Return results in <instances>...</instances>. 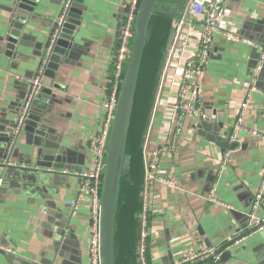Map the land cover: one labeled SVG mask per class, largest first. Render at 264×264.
Returning a JSON list of instances; mask_svg holds the SVG:
<instances>
[{
	"label": "crops",
	"instance_id": "obj_1",
	"mask_svg": "<svg viewBox=\"0 0 264 264\" xmlns=\"http://www.w3.org/2000/svg\"><path fill=\"white\" fill-rule=\"evenodd\" d=\"M10 1L0 0V135L9 134L7 131L18 118L27 96L25 80L39 75L43 60L34 48L47 35L60 9V0H44L42 17L29 23L23 32L28 47L20 46L19 56L10 57L4 42L9 30ZM126 1L84 0L85 10L74 53L62 64H53L49 76L45 69L42 71L40 91L52 90L50 115L47 116L48 142L70 154L72 170L62 174L65 180L45 181L46 186L42 185L45 188L40 192L30 183L14 181L16 166L0 165V243L16 254L0 251V264H13L15 257L34 264H89L87 247L93 222L88 207L67 203L76 199L81 184L74 173L93 165L89 141L104 122L102 103L107 96ZM182 12L177 18L167 16L171 20L170 28ZM222 26L228 36H213L202 78L205 120L221 124L220 135L229 139L239 105L244 100L242 89L253 85L257 91L251 95L243 125L264 133V61L258 71L259 52L254 47L264 46V0H229ZM158 36L157 22L151 20L147 40L150 59ZM197 37L198 33L193 31L188 48L191 53ZM180 71L171 57L160 77L157 73L141 142L148 134L150 148L164 149L159 173L173 178L179 187L177 190L162 184L152 186L148 211L150 264H174L182 253L197 250L201 245L207 247L206 240L209 248L220 247L238 230L245 236L238 244L224 250L231 253L224 264H264V231L253 234L246 231L247 215L264 171V141L250 136L244 128L236 134L234 142L238 147L222 152L215 143L196 135L198 118L182 116L173 109ZM130 125L131 119L129 128ZM29 139V135L21 132L12 141L5 158L12 164H22L25 158L21 153L28 149ZM226 153L229 163L217 178L216 172ZM213 182L217 184V198L224 206L205 200ZM120 192L121 184L114 227L115 264H127L126 260L131 264L132 255L137 257V264H141L139 230L132 226L135 222L140 228L141 211L128 214L122 206L123 201L118 211ZM254 214L264 217V196ZM63 228L67 232L65 236L59 233Z\"/></svg>",
	"mask_w": 264,
	"mask_h": 264
},
{
	"label": "water",
	"instance_id": "obj_2",
	"mask_svg": "<svg viewBox=\"0 0 264 264\" xmlns=\"http://www.w3.org/2000/svg\"><path fill=\"white\" fill-rule=\"evenodd\" d=\"M67 0H60L59 12L52 21L51 28L40 43L35 45L41 60L45 59L47 71L46 76L53 71V64H62L74 53L77 46V36L81 25L82 15L85 10L84 0H70V5L64 8ZM188 0H141L137 9L134 22V35L131 40V48L128 53L119 83L117 104L110 122L109 134L106 142L105 156L102 160V185L99 201L98 216V245L99 264H114V236L115 216L117 200L120 190V182L123 176H127L130 168L131 158L126 154V141L131 114L133 111L135 93L139 71L148 40V30L152 17L161 14L177 18L183 11ZM44 0H11L8 10L11 14L9 30L4 36L5 50L10 57L19 56L18 48L28 47L25 42L24 31L28 24L42 17ZM176 20L170 28L165 50L162 54V63L158 71L161 76L169 51L173 43L176 31ZM257 50V49H256ZM11 53V54H10ZM7 53L6 55L9 56ZM21 55V54H20ZM34 55V54H33ZM259 63L262 67V62ZM261 71V69H260ZM28 94L29 86L25 84ZM33 98L28 115L17 129V121L21 115L22 104L19 109L18 118L7 131V135H0V157H4L10 143L21 132L29 135L28 149L21 153L25 159L22 164L33 166L26 169L17 168L14 181L27 182L34 186L35 191L42 192L45 181L56 179L65 180L58 170H72L71 160L67 151L50 145L47 124L50 115L51 89H44ZM26 94V95H27ZM27 97V96H26ZM26 99V98H25ZM221 124H214L203 118H198L194 132L196 135L215 143L221 151H233L238 147L236 142H230L220 135ZM65 152V153H64ZM69 165V166H68ZM35 167L39 168L38 170ZM49 170H53L50 172ZM56 171V172H55ZM49 175H53L50 177ZM70 229L69 226L67 228ZM60 235H67L64 228L59 231ZM206 242L209 248L210 244ZM57 246V245H56ZM2 252V251H1ZM231 257L229 251L221 255V264L226 263ZM13 264H34L31 261L15 257Z\"/></svg>",
	"mask_w": 264,
	"mask_h": 264
},
{
	"label": "built area",
	"instance_id": "obj_3",
	"mask_svg": "<svg viewBox=\"0 0 264 264\" xmlns=\"http://www.w3.org/2000/svg\"><path fill=\"white\" fill-rule=\"evenodd\" d=\"M141 0H127L123 4V16L121 28L118 37V44L115 49L113 58L112 80L110 88L105 100L102 103L104 113V122L101 129L96 135L91 137L89 141V150L93 158V165L90 169L75 172L74 175L79 177L81 184L74 201L68 202L70 206L86 205L89 210V217L93 222L90 228V236L88 240L87 255L89 264H99V245H98V216H99V201L102 185V160L105 156L106 142L110 129V122L113 117V112L117 104L119 91V83L121 80L122 71L131 48V40L134 35V22L137 9ZM229 0H188L181 16L176 20V31L172 46L169 51L168 59L172 57L177 62L181 69L180 76L177 81L176 103L173 105L174 111L182 116L192 118L206 119L203 113V94H202V78L205 66L209 59L211 51V41L214 35L222 34L228 36L223 29L222 21L227 10ZM70 0H67L64 8L69 7ZM188 18H190L188 20ZM195 20V22L192 21ZM193 31L198 33L194 52H189L190 37ZM259 54L260 61L264 60V46H254ZM46 61L43 59L39 69V75L35 78L25 80L29 85V91L25 101L22 104L21 115L17 121V129L28 115L31 102L35 95L42 87V71L45 69ZM261 66L257 67L259 71ZM244 100L238 108L237 117L232 129V134L229 137L230 142H234L236 134L244 130V117L248 113L251 105V95L257 89L253 85L243 87ZM180 125V124H179ZM246 129V128H245ZM180 131V126L177 132ZM252 137L264 141V133L255 129H246ZM148 134L142 143L143 155V183L141 192V218H140V234L138 242V255L141 264H147L145 261V249L148 238V211L150 205V195L154 184L166 185L170 188L179 189L176 181L173 178L165 177L159 173V163L161 153L164 149L150 148L148 146ZM12 143H10L9 147ZM229 163V154H224L221 165L216 172L217 178ZM0 165L16 166L17 168L26 169L30 166L25 164H12L7 158L0 157ZM35 169H39L35 167ZM53 172V170H49ZM56 172V171H55ZM61 174H67V171H57ZM264 196V171L261 176L260 184L254 194L251 212L247 215L248 227L247 234H253L264 231V217H257L254 210L261 204ZM205 200L211 204L224 206L217 198V184L213 182L208 190ZM230 209V207H225ZM245 235H242V230L236 231L232 236L227 238L225 250H228L232 245L238 244ZM0 251L16 256L13 249L4 246L0 243ZM224 250L220 247L208 248L201 245L197 250L186 251L181 254L179 259L174 264H197L205 260H212L215 264H221L220 258Z\"/></svg>",
	"mask_w": 264,
	"mask_h": 264
},
{
	"label": "trees",
	"instance_id": "obj_4",
	"mask_svg": "<svg viewBox=\"0 0 264 264\" xmlns=\"http://www.w3.org/2000/svg\"><path fill=\"white\" fill-rule=\"evenodd\" d=\"M157 22L159 35L158 40L156 37V46L152 50V57H149V48L150 45L146 47L139 71L138 76V84L134 102V109L131 118V125L128 131V138H127V146H126V154L130 156V168L127 176H123L121 178V192L119 198V207L118 211L121 206V202L123 201V208L128 214L135 213L138 210L141 211L142 200L139 196L140 191L142 190V183H143V163H142V154H141V147H142V139L144 136V132L148 123V118L150 115V108L153 101L154 95V88L156 85L157 80V73L162 61V54H163V47L165 45L166 36L168 34L171 20L166 15L157 14L153 17L152 23ZM161 32L163 34L161 35ZM152 42V41H151ZM113 69V68H112ZM112 70L110 72V81L112 80ZM143 79V83L141 80ZM110 88V83L107 85V93ZM140 198V199H139ZM149 219V218H148ZM132 226L138 227V242H139V234L140 228L138 224L132 222ZM117 235V234H116ZM117 239V236H116ZM115 240V238H114ZM133 242V237L131 238ZM128 242L130 243L129 239ZM131 244V243H130ZM117 248V241L115 243ZM225 244L223 243L220 245L221 250H225ZM136 256L132 255L131 264H137ZM116 261L115 256V247H114V264ZM127 264H128V260ZM145 261L147 264H150L149 260V252H148V238L147 244L145 249ZM199 264H215L212 260H205L199 262Z\"/></svg>",
	"mask_w": 264,
	"mask_h": 264
}]
</instances>
